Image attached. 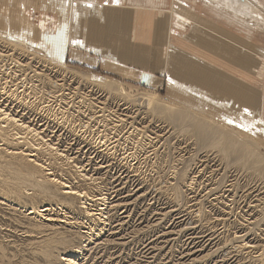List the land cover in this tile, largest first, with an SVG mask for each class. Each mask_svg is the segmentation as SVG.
<instances>
[{
  "label": "rangeland",
  "instance_id": "obj_1",
  "mask_svg": "<svg viewBox=\"0 0 264 264\" xmlns=\"http://www.w3.org/2000/svg\"><path fill=\"white\" fill-rule=\"evenodd\" d=\"M187 2L186 0L185 3L188 4ZM164 15L168 17L167 13ZM3 20L9 22V18ZM169 26L170 23L167 28ZM171 34V42H175L173 38L176 32ZM259 38L257 40L264 44V37ZM219 39L223 40L220 37ZM0 40L13 42L15 46L37 57L56 63L61 70H64L61 66H66L65 68L80 73L93 82L114 81L125 89L132 100L140 94L148 93L175 104L171 98V86H175V83L180 84L176 88L193 95L191 93H195L194 89L202 91L200 89L203 85L210 86L211 81L213 82L211 75H208L210 79L204 80L195 72L197 65L203 63L200 60L191 74L171 68V63L168 70L166 67L171 74L165 73L161 79L153 78L141 83L124 80L84 65L59 63L32 42L2 30ZM2 48L1 50H6ZM257 53L261 54L259 51ZM28 58L27 55L1 51L0 105L8 106L19 118L26 119L24 123L28 122V125L41 133L40 137L43 139L34 135V132L26 133L30 138H27V145L31 146L30 150L36 153L37 159L46 165L45 174L49 172V177H56L75 186L78 193H87L83 198H70L69 201V198L65 199L64 195L58 193L50 199L49 196L35 194L32 189L27 192L23 189L20 192L10 189L0 191V264H64L61 258L67 254L79 255L77 264H264V210H261L264 209V190L255 193V188L259 185L263 187L260 182L250 183L244 175L245 178L238 175L239 178L236 179V172H231L226 180L229 185L225 182L223 190L217 192L215 189L222 186L218 183L221 181L220 175L222 179L224 177L218 158L211 155L208 159L202 153L198 161L196 158L195 162L191 161L190 157L199 147L193 145V139L190 141L188 138H179V129L171 125L167 116L162 114L159 120L158 115L155 117L156 114L153 116L146 115L145 112L137 113L131 105L120 100L113 101L112 97L106 96L103 90L91 83H78L67 71L60 76L55 70L42 68L40 63L36 64ZM217 59V62H221ZM207 68H202L200 72L207 71ZM263 69L260 66V71L264 73ZM212 70L214 67L210 68V73ZM222 73L223 70L219 74L222 76ZM41 74L48 75V79L39 78ZM233 75L236 76L233 73L229 76ZM248 78L252 84L247 80L243 85L251 89L256 86L255 89L261 90L259 92L262 96L264 80L260 83L255 77ZM200 94L204 101H208L205 95ZM222 95L219 97H223ZM192 106L193 109L204 108L202 104H196L195 108ZM245 109L247 114L253 113L249 107H244L241 111ZM196 112L208 119L211 117L209 111ZM224 116L222 114L220 118ZM260 118L263 122L261 129L264 131V105L259 107L258 125ZM229 127L237 129L235 124H230ZM22 131H17L19 136H26L25 131ZM246 132L243 133L244 137L254 136L264 142V133L250 135L249 130ZM132 153L136 156L132 157ZM207 159L214 160L209 164ZM203 161L209 164L210 169H205ZM218 165L221 171L213 173L212 176L211 171L216 170ZM85 172L93 175L94 182L83 178L82 173ZM260 174V178L264 180V172ZM4 175L7 178V174ZM241 184L245 186L241 188ZM251 187L255 190H251ZM101 197L108 202L105 201L104 211L107 214L105 217L89 216L87 212L95 209V214L100 213L98 210L103 208L99 201L102 200ZM234 198L240 199H236V202ZM84 201L90 205L83 204ZM32 207H51L55 218L60 217L66 223L59 222L60 225L52 228L40 215H28ZM50 238L53 240L49 243ZM60 238L68 240L69 243L63 245L54 242ZM47 245H51L53 254L50 261L41 252Z\"/></svg>",
  "mask_w": 264,
  "mask_h": 264
},
{
  "label": "bare ground",
  "instance_id": "obj_2",
  "mask_svg": "<svg viewBox=\"0 0 264 264\" xmlns=\"http://www.w3.org/2000/svg\"><path fill=\"white\" fill-rule=\"evenodd\" d=\"M30 1L31 0H26V2L24 1L23 4H21L22 0H19L18 1L19 3L17 2L18 5H17V3L15 4L14 2L13 3L8 2L9 6L0 3V11L10 15L9 22L4 21L3 19L0 20V30L5 28L11 32L10 34H13V33L20 34V35L23 34L24 38L29 39V36H27L26 34H28V31L30 28V34L29 35L33 37L31 42L37 43L38 44L37 48H39L45 52H49V50L52 49V46L41 43V37L44 38V37L48 36V33L52 32L53 28H51L50 26L53 25V23H51V21H49V19H52L53 22H55V19H53L49 16V17H42V18L40 17V20H37L35 18V20H33L32 22L28 21L26 18L27 16L25 17L24 14L31 13L29 10L30 4H31ZM185 1L186 0H173L172 3L170 2V0H161L160 1V4H162V7H163V11L168 14L167 23H170L169 30H174L176 32V35L173 38L176 45L173 44V41L171 42V39H170L169 45H166V46L164 45L161 49V51L163 53L162 59H164L165 62H168V61H171L174 59L175 53H179V54L186 53L188 55V53L190 52L194 55V56H192V57H194V60H192V61L197 63V61L200 60L204 63V56L203 55L206 51L208 52V50H210V54H212L211 55L212 59H211L210 63H208V62L207 63L210 64L209 68L214 67V70L216 72L214 70H212L210 73V75L212 76V77L210 76L211 80H213V82L211 81V85L210 86H204L203 85L200 89L202 91H198L197 89H194L193 92H195V93H191L193 95H190L189 93L187 94V93L181 91L180 89L176 88L175 86L180 87V84H178V83H175V86H171L173 88L171 91V93H172L171 98H173L172 101L175 104H170V103L162 100L161 98L154 96L152 94H148V93L147 94H140L132 100L129 98L128 94L125 92V89L123 87L115 84L114 81L106 80V81L100 82V83L96 82V81L93 82L90 79H88L86 76H84L80 73H77L73 70H69V69L65 68L66 66L65 67L61 66V67H63L62 69H64V70L66 69L65 71L61 70V69H59L60 66L56 65V63L55 64L51 63L50 60H49L50 61L49 62L48 60H46V58H42L40 56L37 57L34 54H32L31 52L23 50L21 47L15 46L14 45L15 43L12 44L13 42L7 43L6 41L4 42V40L3 41L0 40V42H1L0 46H2L3 48H6V50H1L2 47L0 48V55H1V51L5 52L7 54L9 52L10 53L12 52V53H15V54L20 55V56L21 55H27V57L30 58V59L28 58V60H30V61L32 60L36 64L40 63L42 68L53 69V70H55V72L60 74V76H61V74H64L67 71L68 74L70 73L71 76L72 75L74 76L73 78L78 80L77 81L78 83H84V84H90L91 83L96 88H98V89L100 88L101 90H103L104 92L103 91L102 92L106 96L112 97L113 101L114 100H120V102L124 101L126 105H131V107H134L136 109L137 113L142 114L145 112L144 114H146V115L153 114V116H154V114H156L155 117L158 115V118L160 117V115L164 114L165 116H167V119L171 122V125H174L175 127H177L179 129V131H180L178 134L179 138H181V137H184L185 139L188 138L190 141H191V139H193L192 140L193 145L196 148L199 147L198 151H196L197 150L196 149L193 156L190 157L191 161L195 162L196 159L198 161L200 159V155L202 153H205V155H207L208 159L210 158L209 156H211V155H213V156L215 155V157L218 158L219 165H220V167L223 168L221 170L224 171V173H223L224 177L222 179V177L220 175L221 181L219 180L220 182H218V183H219V185H222V186L215 189L217 192L220 189L223 190L222 187H223V185H225L227 183L226 180L229 178V177H227V175L231 172H236V176H235L236 179L239 178L238 175H240L241 177L245 176L246 178L245 177L244 178L248 179L250 181V183L252 181H253V183H255L256 181L260 182L263 185V187H260V185H259L257 188H255L257 190H255L254 187H251V190H255V193L256 192L258 193V191L261 192L262 190H264V180L261 179L259 175H261L260 172L261 173L264 172V142L254 138V136L253 137L247 136L248 138H246L243 136V133L246 134L247 133L246 131H248V130H249L250 135H251V133H257V132L264 133V131L261 129V125L263 127V124H261V123H263V122H261V118L259 119V121H260L259 125L257 124L259 107L264 105V90H263V94L261 96V94L259 92L261 90H259L258 88L255 89L256 86L254 87V89H253V87L251 89V88H248L246 85H243V84H244V81H247L248 79H250V78H248V76L255 77L256 80L259 81L260 83H263L262 81L264 80V78H263L264 73L260 71V66H262L264 68V56H263L264 54L262 52L263 48H261L258 45L259 41H257V37L258 38L261 36L264 37V0H187L188 4H186ZM22 5L26 6L23 9L24 10L23 14H22V10L20 9L22 7ZM9 7H10V10H9ZM131 9L135 10L133 7H131ZM15 10L18 11L19 14H21L23 16L22 19L16 18V16L18 15V12H16ZM108 10L110 11L111 9H108ZM14 11L16 13H14V15H13ZM201 12H204L205 14L209 13L208 19H207V17H202L200 14ZM165 13H163V14H165ZM45 16H47V15H45ZM23 26H25L26 28ZM215 27H218L217 29H219L220 31L215 29ZM219 37L223 40L221 41L219 39ZM176 41H178L179 43H176ZM183 44H187V46L188 45L192 46V44H194L195 49L189 50V48H192V47H188L187 50L183 49L182 48ZM172 45L177 46V48L178 47L182 48L184 53L182 51L174 48ZM257 45H258V48H260L259 52H261V54H258L257 53L258 49H255L257 47ZM216 51H219V53H217ZM3 57H4V55H3ZM213 58H215V59L218 58V59H220L221 62H217ZM5 59H3V60H5ZM25 59H26V56H25ZM174 61H176V60H174ZM11 62H9V63H11ZM178 62H179L178 66L174 69H179L181 67L180 69L182 71L186 70V71H188V74L192 73L194 68L190 71L189 69H186V68L180 66V65H183V66L187 65L186 61L185 60L183 61V57H179ZM6 63H7V61H6ZM189 63H188V65H189ZM166 65L168 67L169 63H166ZM31 67H32V65H31ZM202 68H204L203 64H198L197 67L195 68V72H198L199 75H201V77L204 78L206 74L204 73V70H202V72H200ZM1 70H2V67H1ZM167 70H168V68H167ZM222 70H223V73L221 76V74H219V73H221ZM2 71H5V70L3 69ZM263 71H264V69H263ZM40 73H42V71H40ZM166 73L171 74L168 71H166ZM198 73H196L197 76H198ZM232 73L235 74L237 77L234 75L232 77H230L229 75ZM11 75H12V73H11ZM3 76H5V75H3ZM47 76L48 75L41 74L39 76V78L43 79V77H44L45 79H48ZM171 77L175 78L174 75H171ZM195 78H197V77H195ZM240 81H242L243 83H241ZM218 82L220 84H218ZM4 92H2V93H4ZM199 92L202 93L203 96L205 95V97L208 98V101H204V99L200 96L201 94ZM221 94H223L222 95L223 97H219ZM0 96H2V95L0 94ZM199 96H200V98H199ZM196 104L197 105H200V104L204 105V108H202L204 110H202L200 107L198 109H200L201 111L196 109L195 108ZM192 105H194L195 109H193ZM7 107H2V105H0V191H2V190L6 191V190L10 189L11 191L13 190V192H15V191L20 192L23 189V191L27 192V190L32 189L35 192V194L44 195V197L49 196L50 199H51V196H55V194L56 195L61 194V195H64L65 199L69 198V201H70V198H72V200H73L74 198L85 197L87 192L86 193L85 192L78 193L77 191H75L76 190L75 186L64 183V181L56 179V177L55 178L49 177L48 176L50 174L49 172H48V174H45L44 171L47 169L46 165H44L43 163L40 162L39 159H37L36 153H34L30 150L31 149L30 145H27V144H29V143H27V140L30 138H28L26 133L34 132V135H38L39 137H40L41 133H38L36 130H34V128H32L31 125H28L29 124L28 122L24 123V121L26 120L24 117L19 118L17 113H14L12 110H9ZM244 107L251 108L253 110V113H251V115L247 114V111H245L246 109L241 111V109ZM6 110H9V111H6ZM196 111H199L200 113L201 112L205 113V111H209V114L211 115V117L208 119L206 117L199 115V113ZM222 114L225 115L223 117L224 119L220 118V116ZM138 115H140V114H138ZM215 115H217L219 117L214 118ZM129 117H131V116H129ZM132 119H133V117H132ZM160 119L161 118H159V120ZM161 121H163V120H161ZM164 121H166V120H164ZM231 121H233L234 123ZM167 124H169V123H167ZM230 124H235L237 129H233V128L229 127ZM122 125H124V124L122 123ZM22 130L25 131L24 135H26V136H24V137L22 135L19 136V132H17V131L21 132ZM142 133H144V132H142ZM31 136L34 137L33 135H31ZM40 139H43V138L40 137ZM189 140H188V142H189ZM165 141H167V140H165ZM168 142L169 141H167V143ZM21 143H23V144H21ZM21 145H24V146H21ZM25 146H26V148H25ZM48 146H51V145H48ZM195 147H193V148L195 149ZM33 148L35 149V147H33ZM37 149L39 150V148H37ZM48 149H49V147H48ZM189 151L191 152V150H189ZM181 153L182 152H180V154H179L180 156H181ZM131 155H132V157L136 156L135 153H132ZM189 155H190V153H189ZM202 158H204V157H202ZM208 159L206 160V162H208L209 164H211V162H213V160H214V159H212V160H208ZM203 162L204 163L202 165H205V169H207V168L210 169L209 164L205 163V161H203ZM197 164H198L197 166H199V163H197ZM202 165H201V167H202ZM219 165L217 166L216 170L211 171V175L217 171H221L219 168ZM196 169H198V168H196ZM258 169L260 170L259 172H258ZM193 172H194V170H193ZM3 173L7 174L6 175L7 178L3 177V176H5ZM82 174H83L84 179H89L90 182L91 181L94 182V178H92L93 175H89L86 172L82 173ZM220 174H222V173H220ZM233 174H235V173H233ZM214 176H216V175H214ZM230 180H232V179H230ZM96 181H97V179L95 180V182ZM234 181H233V183H234ZM236 181H239V180H236ZM260 183H258V184H260ZM227 185H229V184L227 183ZM243 185L241 184V188ZM247 186H249V185H247ZM254 186H256V185H254ZM230 187L232 188L233 185H231ZM235 187H237V186H235ZM226 189H228V188H226ZM243 189H242V191H243ZM229 191H230V189L228 190V192ZM238 192H240V191H238ZM175 193H176V191H175ZM263 193H264V191H263ZM21 194L22 193H20V195ZM210 194H213V193H210ZM241 194H242V192H241ZM241 194H239V195H241ZM248 194H249V192H248ZM13 195H14V193H13ZM57 197L58 196H56V198ZM227 197H229V196H227ZM247 197L248 196H246V198ZM259 197H260V195H259ZM216 199H218V198L216 197ZM236 199H240V198H236ZM96 200H98V199H96ZM247 200H249V199H247ZM86 201H84L83 204H87ZM99 201H101V206L103 207L102 209L98 210V211H100V213L95 214V212H94L96 210L95 209L94 211L92 210L93 212H89V211L87 212V214L89 216H100V217L104 216L105 217V215L107 214V213L105 214V212H104V211H106V208H105L106 199L102 198V200H99ZM99 201H98V203H99ZM249 201H251V200H249ZM252 201H254V200H252ZM236 202H237V200H236ZM254 203L256 204V202H254ZM87 205L89 206L90 204H87ZM242 205H244V203ZM249 205H251V204H249ZM259 205H261V204H259ZM259 205H257V206H259ZM93 206L95 207V205H93ZM254 206L256 207V205H254ZM254 206H253V208H254ZM83 207H85V206H83ZM241 208H242V206H241ZM109 209H111V207ZM259 209H260V206H259ZM255 210H256V208H255ZM261 210H264V209L262 208ZM52 211H53V209L51 207H44L41 209H39L38 207L37 208L32 207L31 209H29V211H28L29 213L28 212L27 213H28V215H33V216L35 215V217L37 215H40L41 217H43V219L46 222H48L49 226H51L52 228L55 227L56 225H60L59 222H61V224L63 222H65V221L59 219L60 217L55 218L56 217L55 213H53ZM246 213H247V211H246ZM252 213H253V211H252ZM245 215H247V214H245ZM251 216H252V214H251ZM248 218H249V216H248ZM263 218H264V214H263L262 219ZM258 221H259V219H258ZM248 228H249V226H248ZM92 231H93V229H92ZM260 232H261V230H260ZM52 240L53 239L50 238L48 240V242L50 243ZM242 241H244V240H242ZM54 242L62 243L63 245H66L69 243V241L64 239V238L57 239ZM46 244H47V242H46ZM41 252L43 253L44 257H46L47 260H49V261L52 260L51 257L53 256V254L51 251V245H47L46 249L44 248L43 251H41ZM78 256H76L74 254H69V255L67 254L65 256H62L61 259H62L64 264H77V259H79ZM229 256H230V254H229Z\"/></svg>",
  "mask_w": 264,
  "mask_h": 264
},
{
  "label": "crops",
  "instance_id": "obj_3",
  "mask_svg": "<svg viewBox=\"0 0 264 264\" xmlns=\"http://www.w3.org/2000/svg\"><path fill=\"white\" fill-rule=\"evenodd\" d=\"M0 1V3L9 6L8 2L16 4L19 0ZM24 1L26 2V0H22L21 4ZM160 1L31 0L29 8L31 13L24 14V16H27L26 18L30 22L35 18L38 20L40 17L50 16L55 19V22L49 19L53 23L50 26L53 28V33H48V36L44 38L41 37V43L52 46L48 55L53 60L59 63L69 62L84 65L95 70L100 69L107 74L119 76L124 80L142 83L153 78L161 79L167 71L165 69L167 67L166 63H169V66L172 63L171 68H176L179 64V57H183V61H186V66L180 65L186 69L191 70L196 65V62L192 61L194 55L190 52L188 55L183 52V49L187 50L188 47H192L189 50L195 49L194 44L192 46L183 44V47L181 46L183 49L172 45L184 54L175 53L174 59L168 62L162 59L161 49L164 45H169V40L172 37L171 33L174 30L167 28L169 23H167V18L163 14L165 12ZM87 4H91L92 7H87ZM25 7V5H22L20 8L22 14ZM131 7L135 10H132ZM15 11L13 15L18 12ZM1 12L0 18L8 19L10 17L9 14ZM200 14L202 17H209V13L201 12ZM16 18L22 19L23 16L18 12ZM2 32L11 33L5 28L2 29ZM13 34L28 42H31L33 38L29 35L30 28L28 34H26L29 39L24 38L23 34ZM177 43L179 42L177 41ZM258 45L263 48L262 52L264 54V44L258 42ZM258 45L255 49L260 51ZM211 55L210 50L203 55L204 63L202 64L205 68L208 67L207 71L204 70L206 74L204 80L209 79L210 64L208 63L211 62ZM179 69L176 70L179 71Z\"/></svg>",
  "mask_w": 264,
  "mask_h": 264
},
{
  "label": "snow or ice",
  "instance_id": "obj_4",
  "mask_svg": "<svg viewBox=\"0 0 264 264\" xmlns=\"http://www.w3.org/2000/svg\"><path fill=\"white\" fill-rule=\"evenodd\" d=\"M86 6H87V7H92L91 4H87ZM245 111H247V110H245ZM249 115H251V113H249Z\"/></svg>",
  "mask_w": 264,
  "mask_h": 264
}]
</instances>
